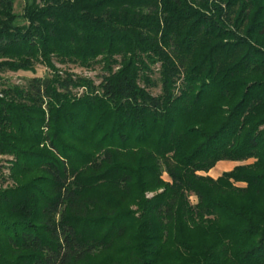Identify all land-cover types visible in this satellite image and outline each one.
I'll return each instance as SVG.
<instances>
[{"label": "trees", "instance_id": "1", "mask_svg": "<svg viewBox=\"0 0 264 264\" xmlns=\"http://www.w3.org/2000/svg\"><path fill=\"white\" fill-rule=\"evenodd\" d=\"M15 1L0 73L51 74L0 89V264H264V0Z\"/></svg>", "mask_w": 264, "mask_h": 264}, {"label": "rangeland", "instance_id": "2", "mask_svg": "<svg viewBox=\"0 0 264 264\" xmlns=\"http://www.w3.org/2000/svg\"><path fill=\"white\" fill-rule=\"evenodd\" d=\"M22 1L16 0L14 5V10L16 13H21L22 11ZM53 64L55 66V70L58 71V74H70L74 79L76 77L89 80L91 81L95 86H98L100 83V75L102 74V64H92L89 66L85 65H79L75 63H61L60 61L53 60ZM51 74V71L46 68L43 65H35L33 71H18V72H11V71H4L0 73V89L3 88L6 84L10 85H18L22 86L25 84L27 79H30L32 77H44ZM73 95L76 98H79L82 96V94L85 92V87L79 86L75 89L71 90ZM153 94H158L159 90H153ZM12 157L7 156H0V188L4 189L8 186L14 185L13 181L11 180V174L8 170V166H10V161H12ZM226 163V167L223 169H219L217 167L218 164ZM252 163V160L242 162V163H235V162H228L223 161L216 164V166L210 170L208 173H199L200 175L209 176L213 179H217L219 176H221L222 173L228 172L232 170L237 165H246ZM163 179L168 181V177L166 174H163ZM235 187L244 188L246 187L245 183H233ZM161 190H156L153 192H147L145 194L146 198H151L155 194L159 193ZM190 202L192 204L196 203V198L194 196L190 197ZM132 210H135V206H131Z\"/></svg>", "mask_w": 264, "mask_h": 264}, {"label": "crops", "instance_id": "3", "mask_svg": "<svg viewBox=\"0 0 264 264\" xmlns=\"http://www.w3.org/2000/svg\"><path fill=\"white\" fill-rule=\"evenodd\" d=\"M217 167H218L219 169H223L224 167H226V163L218 164Z\"/></svg>", "mask_w": 264, "mask_h": 264}]
</instances>
